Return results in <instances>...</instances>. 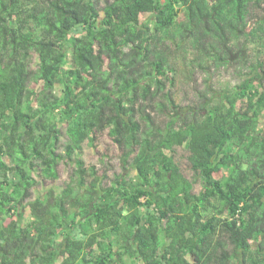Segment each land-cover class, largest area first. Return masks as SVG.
<instances>
[{"label":"trees","instance_id":"trees-1","mask_svg":"<svg viewBox=\"0 0 264 264\" xmlns=\"http://www.w3.org/2000/svg\"><path fill=\"white\" fill-rule=\"evenodd\" d=\"M0 264H264V0H0Z\"/></svg>","mask_w":264,"mask_h":264},{"label":"rangeland","instance_id":"rangeland-1","mask_svg":"<svg viewBox=\"0 0 264 264\" xmlns=\"http://www.w3.org/2000/svg\"><path fill=\"white\" fill-rule=\"evenodd\" d=\"M174 64L177 69V83L175 86V92L178 98V103L183 106L181 111H191L192 105L199 98V92L201 90H206L208 88L209 91H213L219 89L222 85L228 84H237L239 82V76L237 72L233 68H222L216 73H212L210 76H206L200 71H193L188 67L187 61H185V56L182 57L180 54H177L173 57ZM188 60V58H187ZM69 66H67L68 68ZM59 90V89H57ZM154 115L156 113L152 111ZM158 122H166L167 119L163 116H155ZM88 165H97L100 164V157L96 151H90L87 149V152L84 156ZM108 161L111 164V171L109 172L110 176H114L115 174L123 172V164L120 161L119 157L108 158ZM127 173V172H126ZM60 183L55 182L51 184V186H43L41 189L36 191V197H40L41 193L44 190H49L51 187L59 186L63 180L68 179V173L63 172Z\"/></svg>","mask_w":264,"mask_h":264}]
</instances>
